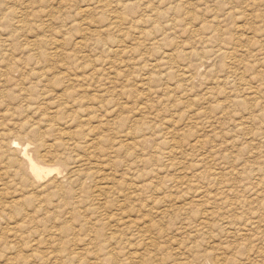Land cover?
I'll use <instances>...</instances> for the list:
<instances>
[{
    "label": "rangeland",
    "instance_id": "1",
    "mask_svg": "<svg viewBox=\"0 0 264 264\" xmlns=\"http://www.w3.org/2000/svg\"><path fill=\"white\" fill-rule=\"evenodd\" d=\"M0 148V264H264V0H0Z\"/></svg>",
    "mask_w": 264,
    "mask_h": 264
},
{
    "label": "bare ground",
    "instance_id": "2",
    "mask_svg": "<svg viewBox=\"0 0 264 264\" xmlns=\"http://www.w3.org/2000/svg\"><path fill=\"white\" fill-rule=\"evenodd\" d=\"M15 1V0H14ZM30 5V4H29ZM18 6V5H17ZM88 8V7H87ZM86 10V8H85ZM26 11V10H25ZM84 12V11H82ZM88 12V11H87ZM254 18V17H253ZM113 24V23H112ZM18 25V24H17ZM21 25V24H20ZM242 27V26H241ZM243 33V32H242ZM262 38V37H261ZM39 54V53H38ZM28 55V54H27ZM37 57V56H36ZM240 57V56H239ZM22 59V58H21ZM36 60V59H35ZM38 62V61H37ZM36 62V63H37ZM16 65V64H15ZM19 65V64H18ZM38 65V64H37ZM14 66V65H13ZM33 66V65H32ZM35 66V65H34ZM34 66L32 69H34ZM36 68H39V67H36ZM12 69V68H11ZM109 70V69H108ZM230 70V69H229ZM35 71V69L33 70ZM182 71V70H181ZM185 74V73H184ZM189 74V73H188ZM38 75V73H37ZM41 75V74H40ZM111 75V74H110ZM36 76V75H35ZM34 76V77H35ZM188 77H190L189 75H187ZM238 76V75H237ZM101 77V76H100ZM116 77V76H115ZM39 79V78H38ZM7 81V80H6ZM3 85V84H2ZM254 87V86H253ZM256 94V93H255ZM140 108V107H139ZM193 114V113H192ZM134 130V129H133ZM138 130V129H136ZM37 134V133H36ZM39 138V137H38ZM11 140V139H10ZM9 140V141H10ZM22 140V139H21ZM200 141L197 140V142ZM55 142V141H54ZM202 142V141H201ZM97 143V142H96ZM196 143V142H195ZM199 143V142H198ZM60 145V144H59ZM44 146V145H43ZM2 147H4L2 149V152H1V155L2 156H6V163L9 164V166H12L13 164L16 165L14 168V172L13 173V177H14V180L15 178L18 177V180L20 178V180L24 181V182H21L20 180V183H24V185L27 187V186H31V185H39V186H42L41 182L45 181V179H47L50 175H52L53 173H57V176L52 179L51 183H55L57 184L58 183V186H56L57 188L61 185V174L63 172V169L62 167L57 164V161L55 164H49L48 163V160H46L47 162H45L42 158L43 157H46V156H50V158H55V159H59L60 161L62 160L61 157L59 156V154H50L49 151H47L45 154H43V157L41 158H37L36 156L38 155H34V153L32 152V148L30 146V143L28 142H25L24 140L23 141H20L18 138H14L13 140H11L10 142H8V144L6 145H3ZM1 147V148H2ZM40 148V146H38ZM194 147V146H193ZM0 148V149H1ZM75 148V147H74ZM42 149V147H41ZM51 151V150H50ZM11 153L13 156H11ZM39 153V152H37ZM49 158V157H48ZM51 158V159H52ZM53 161V160H52ZM81 161V160H80ZM53 163V162H52ZM60 163V162H59ZM101 163V162H100ZM12 164V165H10ZM81 166V164H80ZM79 166V167H80ZM89 167V166H88ZM107 167V166H106ZM13 170H11L13 172ZM76 170V169H75ZM11 171L9 173H11ZM7 174V172H5ZM106 175V174H104ZM102 177V176H101ZM73 178V177H72ZM70 181L72 180L71 177L68 178L67 181ZM95 179V178H94ZM65 180V179H64ZM58 181V182H57ZM190 183V182H189ZM107 185H105V188H107V190L113 188L110 184L106 183ZM188 184V183H187ZM191 184V183H190ZM23 185V186H24ZM64 186V184H62ZM115 185V184H114ZM46 187V186H45ZM57 190V189H56ZM53 191V190H52ZM52 193V192H51ZM107 193V192H106ZM63 194V193H62ZM4 202V201H3ZM6 202V201H5ZM4 202V203H5ZM14 202V201H13ZM0 204H2V202H0ZM11 204L9 205H0V219H3V220H10L12 219V217L14 216V211L11 209V208H14L12 205V207L10 206ZM10 206V207H9ZM9 209H11L12 211H9ZM15 209V208H14ZM21 209V207H20ZM19 209V211H20ZM16 210V209H15ZM22 210V209H21ZM18 211V210H16ZM18 211V212H19ZM164 211V210H163ZM162 211V212H163ZM17 213V212H16ZM23 214V212H22ZM14 218V217H13ZM25 218V217H24ZM208 218V217H207ZM26 219V218H25ZM17 221V220H16ZM205 221V220H204ZM24 222L27 223L26 220H24ZM22 222V223H24ZM9 223V221H8ZM7 223V224H8ZM130 223V222H129ZM19 224V223H17ZM25 224V223H24ZM1 225V224H0ZM10 225V224H9ZM112 225V224H111ZM189 225V224H188ZM206 225V224H205ZM23 226V225H22ZM21 227V226H20ZM28 227V226H27ZM209 227V226H208ZM16 228V227H15ZM210 228V227H209ZM22 229V228H21ZM182 229V228H181ZM11 230V229H10ZM151 234V233H150ZM1 236V235H0ZM152 239V238H151ZM21 241V240H20ZM19 241V242H20ZM138 245V244H137ZM147 246V245H146ZM193 246V245H192ZM136 253V252H135ZM132 254V253H131ZM36 256L35 255H32V257ZM105 257V256H104ZM23 259V261H26L28 259V257H24L23 255L20 257ZM18 259V258H17ZM37 259V257H36ZM137 260V259H136ZM21 262V260H19ZM29 261V260H28ZM220 258H219V261L217 260V262H220ZM16 262V261H15ZM225 262V261H224ZM118 264V263H117ZM174 264H181V262H175ZM184 264V263H183ZM220 264V263H219Z\"/></svg>",
    "mask_w": 264,
    "mask_h": 264
}]
</instances>
